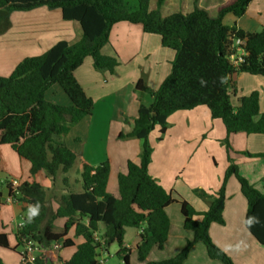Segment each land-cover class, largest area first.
<instances>
[{"label": "trees", "instance_id": "trees-1", "mask_svg": "<svg viewBox=\"0 0 264 264\" xmlns=\"http://www.w3.org/2000/svg\"><path fill=\"white\" fill-rule=\"evenodd\" d=\"M150 1L135 0V5L131 6L127 0H0V24L5 23L4 31L9 28L13 12L47 7L60 9L63 19L73 22L81 32L76 43L60 41L43 55L25 59L9 77H0V145L11 146L29 161L32 176L45 172L47 177L56 179L60 172L67 175L76 163L82 166V192L63 194L56 210L48 201L47 189L40 183L25 182L16 192L9 186L14 202L36 209V214L30 212L17 231L18 247L23 249L26 240L44 250L29 263L23 261L20 253V264H53L52 247L56 242L63 240L62 249L76 246L67 238L72 230L74 238H82L84 242L63 264H98V250L109 249L114 244L119 248L116 256L123 264H130L131 250L125 246L126 228L143 227L136 248L140 262L145 263L155 247L164 250L171 225L166 209L177 200L150 174L153 154L150 136L158 129L162 140L170 116L199 107H207L214 119L224 123L228 135L224 143L230 165L216 195L195 190L198 197L209 201L206 212H197L186 201L178 202L184 228L194 232V239L188 241L176 257L147 264H184L198 243L206 246L212 260L235 264L210 236L214 223L225 225L226 187L232 176L237 178L248 203L246 227L264 246V191L240 174L230 156L229 141L232 134L264 135L260 93L240 98L237 107L231 101L232 95L238 92L237 83L232 80L234 76L264 77V28L250 33L237 25L224 24L229 14L243 17L254 0H230L218 8L216 16L201 9L200 0H194L190 13L168 16L162 14L166 0H156L155 10H150ZM122 22L142 25L146 33L160 36L163 47L175 52V59L171 74L157 91L150 89L143 79L135 85V91L150 95L152 102L140 105L132 132L119 135L122 140H140L142 148L140 164L130 161L128 172L119 175L120 197L116 198L108 192L110 163L90 165L79 152L70 149L65 140L72 128L92 115L94 109V100L85 93L75 72L87 57L93 59L98 71H116L119 60L105 56L102 50L109 42L113 27ZM236 39L245 42L247 53L238 66L233 65L229 57ZM55 85L69 97L71 106L46 99L47 92ZM246 154L264 159V153ZM68 179L66 176L63 180L66 187ZM2 187L0 182V210ZM198 215L203 216L201 221L195 219ZM57 219L66 220L60 232L56 231ZM101 225L104 232L97 239ZM0 249L11 250L5 234H0ZM0 264H5L2 259Z\"/></svg>", "mask_w": 264, "mask_h": 264}, {"label": "crops", "instance_id": "crops-1", "mask_svg": "<svg viewBox=\"0 0 264 264\" xmlns=\"http://www.w3.org/2000/svg\"><path fill=\"white\" fill-rule=\"evenodd\" d=\"M229 1L200 0L199 7L216 16L218 8ZM168 2L171 3L172 0H166L167 4ZM9 22L7 31H4L5 23L0 24V77H9L25 59L43 55L60 41L73 44L80 38L75 24L65 21L60 9L40 7L28 12H13ZM229 24L227 26L237 25L250 33L260 31L264 28V0L252 1L246 14L241 18L233 16ZM102 53L117 58L120 65L114 73L101 72L95 69L93 59L87 57L76 70L78 82L94 100V109L92 115L72 128L65 141L70 149L79 152L92 166L105 161L110 163L108 192L119 198V175L128 172L130 161L140 164L142 148L140 140H122L119 135L130 134L140 105H150L152 102L150 95L136 92L135 85L143 79L150 89L157 91L172 72L175 52L164 48L161 37L146 33L142 25L122 22L113 27ZM232 80L237 83L238 89L236 96L232 95V98L240 100L239 95L242 98L259 92L260 110L264 113V77L238 74ZM46 99L62 106L72 105L59 85L47 92ZM168 123L169 127L162 140L159 138L160 134L154 133L156 131L150 136L153 154L149 166L152 177L171 191L177 200L166 209L171 223L168 241L164 250L155 247L145 263H142L138 259L136 248L140 243L143 227L126 228L125 246L131 250L130 264L161 262L179 255L187 242L194 239V232L184 228V217L178 202L186 201L197 212H206L209 201L198 197L195 190L202 189L209 195H216L230 165L227 147L223 144L228 137L226 127L220 119L212 117L207 107L176 112L169 117ZM229 141L232 146L230 156L240 174L264 191V159L246 154L264 153V135L232 134ZM56 180L57 178L47 177L45 172L32 176L29 161L20 157L11 146L0 145V182L3 184L0 234L7 236L11 248L0 249V259L4 261L5 258L10 262L12 259L9 254H16V264H20L23 249L18 247L16 234L32 209L26 203L14 202L9 194V186L18 187L25 182L40 183L47 189L48 201L53 210H56L63 194L74 192L69 186L65 191L60 186L57 187ZM80 192L82 190L75 193ZM50 193H53L52 199L49 198ZM247 211V200L237 178L232 176L226 187L223 214L225 225L214 223L210 228V236L235 264H264V246L258 243L246 227ZM195 219L201 221L203 216L198 215ZM65 222V219H57L56 231H62ZM103 232L104 226L101 225L96 237L101 238ZM67 238L72 239L76 246L54 252L53 264L69 261L76 253L77 246L84 242L82 238H74L73 230ZM40 249L42 253L44 250ZM118 250L119 248L114 251L115 256ZM100 256L106 264L108 258H111V247L101 248ZM184 264L223 263L212 260L206 246L198 243L192 248Z\"/></svg>", "mask_w": 264, "mask_h": 264}, {"label": "rangeland", "instance_id": "rangeland-1", "mask_svg": "<svg viewBox=\"0 0 264 264\" xmlns=\"http://www.w3.org/2000/svg\"><path fill=\"white\" fill-rule=\"evenodd\" d=\"M131 6L135 5V0H127ZM192 1V2H191ZM191 1H186V0H172L171 3L168 2V4L166 3L163 10H162V14L164 16H168L174 13H189L193 10L194 8V0ZM156 0H151L150 1V10H155L156 9ZM176 3V4H175ZM233 18L232 15H228L227 18L225 19V24L226 25H230V20ZM79 35H81V32L78 30ZM81 37V36H80ZM80 39V38H79ZM74 44V43H73ZM250 96V95H249ZM241 98V95H239V99ZM232 104L237 107V105L239 104V100H237V98L233 97L231 99ZM156 132L154 133H158L157 130H155ZM223 143V142H222ZM224 145H226L225 143H223ZM81 173H82V166L80 163H76L74 165V167L70 170L69 174L67 175L68 179V183H69V188L74 191V192H79L82 190V178H81ZM66 177L65 174H63L62 172H60L57 176V180H56V185L57 187H61L64 191L68 190L67 187L64 184V178ZM56 187V189H57ZM52 194L50 193V199H52ZM51 205V202H50ZM26 247H30L34 250V254L33 256L39 255L40 254V248L37 245H34L33 243L27 242L26 243ZM118 248V246L116 244L111 246V258H108V262L106 264H123V262L114 254V251ZM42 251V250H41ZM9 257L12 259L10 262H8L5 258H4V263L5 264H16L18 261V256L16 254H9Z\"/></svg>", "mask_w": 264, "mask_h": 264}, {"label": "built area", "instance_id": "built-area-1", "mask_svg": "<svg viewBox=\"0 0 264 264\" xmlns=\"http://www.w3.org/2000/svg\"><path fill=\"white\" fill-rule=\"evenodd\" d=\"M244 46H245V42L240 39L234 40L233 44L231 45L229 57L233 65L238 66L244 61V58L247 54ZM16 188L17 187H13L14 192H16ZM23 224L24 222L21 224L20 228L23 226ZM26 243L27 241L24 240V248H23V251L21 252V255L23 256L22 257L23 261L25 263H29V262H32L36 257L33 256L34 250L30 247H26ZM62 248H63V240L56 242L52 247L53 251L55 252L61 250ZM100 253H101V249L98 250V255L96 258L97 263L104 264L105 262L102 260Z\"/></svg>", "mask_w": 264, "mask_h": 264}, {"label": "clouds", "instance_id": "clouds-1", "mask_svg": "<svg viewBox=\"0 0 264 264\" xmlns=\"http://www.w3.org/2000/svg\"><path fill=\"white\" fill-rule=\"evenodd\" d=\"M31 214H32V215H35V214H36V209H32V210H31ZM29 218L31 219V216H30Z\"/></svg>", "mask_w": 264, "mask_h": 264}]
</instances>
